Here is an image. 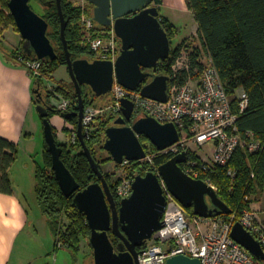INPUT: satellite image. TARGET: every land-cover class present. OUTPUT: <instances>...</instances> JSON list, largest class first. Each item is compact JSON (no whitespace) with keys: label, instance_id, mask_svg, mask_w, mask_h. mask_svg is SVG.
I'll list each match as a JSON object with an SVG mask.
<instances>
[{"label":"water","instance_id":"95a60500","mask_svg":"<svg viewBox=\"0 0 264 264\" xmlns=\"http://www.w3.org/2000/svg\"><path fill=\"white\" fill-rule=\"evenodd\" d=\"M31 0H9V10L24 40V52L36 60L57 59V52L48 37L49 23L34 11ZM94 6V20L102 27L113 28L122 44L117 61L87 58L73 60L66 38L67 20L63 14L61 0H56L61 20V40L67 60L70 77L78 95V109L63 113L66 120L78 118V137L85 155L100 182L80 190V185L63 162V148L58 145L54 128L50 121V109L45 105L40 87L34 90L40 117L43 119L44 137L52 154V169L59 186L65 195L74 196V204L80 213L86 215L91 235L89 243L93 248L95 264H140L138 248L160 230L164 223L162 217L167 208V198L161 178L175 199L183 206L194 210V215L211 218L213 215H232L233 211L225 204L211 186L202 180L188 176L181 164L187 155L182 153L173 157L158 169L159 174L150 172L135 177L133 193L129 198L117 203L110 185L99 164L86 144L83 119L85 101L82 87L91 88L96 97L109 95L115 82L132 91L141 90L145 98L159 102L168 101L169 77H152L147 70L156 71L161 61L171 60L172 44L170 37L160 21V10L150 6L152 0H86ZM51 7L52 3H46ZM134 105L122 100V114L114 124L106 129L104 150L116 165L125 160L140 161L147 155L140 137L144 136L158 150L177 143L180 139L177 127L161 124L152 117L135 119ZM121 239L117 252L111 241L109 231ZM232 238L246 248L256 259L264 264V250L261 244L241 223H235ZM168 264H201L199 259L176 256Z\"/></svg>","mask_w":264,"mask_h":264},{"label":"trees","instance_id":"16d2710c","mask_svg":"<svg viewBox=\"0 0 264 264\" xmlns=\"http://www.w3.org/2000/svg\"><path fill=\"white\" fill-rule=\"evenodd\" d=\"M34 1L44 6L46 3L53 4L51 7L45 6V11L41 16L49 23L48 37L56 49L57 59L55 61L43 60L40 73L33 76L35 89L40 87L45 105L53 109L50 106L51 92L44 86V82L46 79L52 81L58 69L67 66L61 40L60 14L56 0ZM162 2V0H152L151 4L159 6ZM8 4L9 0H0V42L3 41V31L7 28L14 27L19 32ZM61 4L67 20L66 38L69 43V50L73 54V60L89 56L88 59L94 61L95 54L87 46L80 44L83 33H85L79 22L82 8L77 7L71 0H61ZM186 4L197 20L201 46H193L184 42L177 49L172 48L171 60L161 61L156 71L147 70L152 74V77L147 81H151L153 77L159 74L169 76L172 61L183 50L190 53L194 60L202 53H206L212 58L227 94L231 98L235 99L238 90H244L249 95V106L238 119L240 132L242 134L248 131L254 132L264 144V0H186ZM160 21L172 44V38L177 31L176 28L161 15ZM98 29L99 32L110 30L109 27L105 28L100 25ZM6 55L13 64L21 66L26 61L36 60L27 55L23 47L20 50H12ZM56 85L58 92L74 101L72 112L77 111L78 95L74 83L72 81L70 83L59 81ZM82 93L86 108L95 106L96 99L101 100L108 96L98 98L88 86L82 87ZM35 98L37 100L36 95ZM57 113L60 114L54 109L51 110L50 117ZM115 119L114 116H99L95 120L89 137H86V144L104 173L115 198L118 199L115 192L116 183L101 165L106 161L114 162L110 156L102 158L101 154L106 153L103 148L106 141V129L114 124ZM70 122L77 127L78 118H73ZM140 139L147 150H157L144 136H141ZM58 145L63 148L61 158L79 183L80 190L100 182V179L94 174L80 140L74 145L59 143ZM17 155V145L0 137V192L2 193L12 194L13 192L9 172L17 159ZM170 159L171 155L157 156L154 166L134 163L130 170L131 176H145L150 172H156L157 168ZM44 161L45 167L38 169L36 173V195L39 206L47 217L56 248H66L74 255H78L81 251V242L85 240L89 243L91 235L86 215L79 212L74 204V196L67 198L63 194L52 169V154L48 150L46 142ZM116 166L120 168L119 165ZM229 168H233L237 172L235 181L228 177ZM252 174H254V178ZM211 176L217 186L219 198L233 211L237 222L240 213L244 209L250 208L253 198L264 192V146L257 153H249L245 148L239 147L229 165L217 168ZM247 197L248 200H246ZM184 208L191 216H195L193 209ZM218 216L231 217L223 214H215L212 217ZM65 218L68 219V224L63 223ZM110 237L113 244L116 245L119 239L114 235H110Z\"/></svg>","mask_w":264,"mask_h":264},{"label":"built area","instance_id":"2783aa9c","mask_svg":"<svg viewBox=\"0 0 264 264\" xmlns=\"http://www.w3.org/2000/svg\"><path fill=\"white\" fill-rule=\"evenodd\" d=\"M76 2L82 8L85 41L95 54V60L115 63L120 56L122 44L114 29L99 32L93 11L85 14V6L89 3L86 0H76L75 4ZM95 33L102 35H95L94 38ZM24 66L32 76H37L42 68V61L29 60ZM168 77V101L165 103L145 98L140 89L128 90L116 81L110 93L111 104L108 107L101 109L88 106L85 109L83 127L87 138L99 115L111 113L118 118L122 114L124 99L133 103L135 119L149 116L161 124L172 123L179 131V141L165 150L146 149L147 155L144 159L125 160L119 165V175L116 177L118 186L115 192L120 202L133 193L135 177L126 176L125 170L134 163L154 166L157 156L171 155L172 159L185 153L186 161L181 164L183 171L193 179L204 181L217 191L211 176L217 168L227 167L239 147L245 148L249 153H257L264 146L254 132L242 134L239 130L238 119L249 106V95L244 90H238L235 99L231 98L212 58L206 53H202L194 60L190 53L183 50L172 61ZM56 89L57 85L54 84L48 87V91L51 92L50 106L60 114L72 112L74 101L64 97ZM69 129L71 134L66 144L74 145L79 141L78 126L73 125ZM209 145L212 147L209 157H206L208 153L202 157L193 150V147L203 149ZM158 169L155 172L157 174ZM227 174L232 181L236 180L237 172L233 168H229ZM252 177L254 178V174ZM161 184L167 198V208L162 217L164 226L144 244L145 248L139 256L140 264H168L170 258L181 255L199 259L201 264H263L231 236L235 223H241L264 250V224L251 208L244 209L237 222L233 214L230 218L189 217L162 178ZM248 199L247 197L246 200Z\"/></svg>","mask_w":264,"mask_h":264},{"label":"rangeland","instance_id":"374dc122","mask_svg":"<svg viewBox=\"0 0 264 264\" xmlns=\"http://www.w3.org/2000/svg\"><path fill=\"white\" fill-rule=\"evenodd\" d=\"M74 4L76 0H71ZM162 4L157 6L160 10V15L167 19L171 24L176 28V33L172 38V48L177 49L184 42H188L193 46H201V41L199 37V27L197 20L195 18L194 13L188 8L186 4V0H162ZM76 2L77 7H81ZM31 5L36 13L42 15L45 11V6L32 0ZM153 6H156L153 4ZM94 13V9H91L90 6H85V14L88 15ZM83 12H81L80 24L85 32L83 27L82 20ZM101 28V27H100ZM99 30V29H98ZM3 35L5 34L4 39L6 40V48H10L13 50H20L23 47V38L19 32L15 30L14 27H9L3 31ZM101 36L97 33L94 34V38L96 36ZM86 32L83 33V37L80 41V44L87 46L89 48L88 42L85 41ZM1 43V42H0ZM2 46V44H0ZM8 46V47H7ZM10 46V47H9ZM3 48V46H2ZM90 50V48H89ZM88 59L89 56H86ZM62 69H58L59 71L56 73V77L58 79L67 78L69 79V74L66 71V66H62ZM64 73V76H63ZM47 80V79H46ZM48 81H45L47 84ZM49 84V83H48ZM47 84V85H48ZM48 90V88H47ZM111 94L107 97L99 100L96 99L95 107L96 108H106L111 104ZM37 116L39 117L40 129L41 132L38 134L37 139L33 146V152L31 156H27L22 153L21 160L18 164L17 168V182L20 186V192L23 196L25 204L29 210L30 216L33 222L32 232L34 234V238L28 241L27 244L23 245L16 252V264L24 263V264H93V252L90 250L89 244L87 241L83 240L81 242V251L78 255H74L70 250L66 248H56L55 239L51 232L49 223L47 221V217L44 215L41 207L39 206L37 195H36V173L38 169H42L45 167L44 161V149H45V137L43 133V122L40 118V115L37 111ZM99 116L112 117L111 113H104ZM115 117V116H114ZM117 119V118H116ZM115 119V120H116ZM70 129L66 130V132L59 137L57 142L59 144H63L65 141V136L70 138ZM69 145V144H65ZM193 150L198 153V155L204 156L210 153V145L205 147L204 149H200L197 147H193ZM110 155L106 152L101 154L102 158H107ZM113 163V164H110ZM103 170L112 176V180L116 183V187L118 186L117 176L119 175V170L114 162H103L101 163ZM149 165V164H146ZM134 166V165H133ZM130 168L125 170L126 176H131ZM187 212V211H186ZM189 217H192L190 213H188ZM64 224H68L69 221L67 218L63 221ZM151 243V241H149Z\"/></svg>","mask_w":264,"mask_h":264},{"label":"crops","instance_id":"0c3cea01","mask_svg":"<svg viewBox=\"0 0 264 264\" xmlns=\"http://www.w3.org/2000/svg\"><path fill=\"white\" fill-rule=\"evenodd\" d=\"M4 37L5 34L2 38L3 41L0 43L3 46L2 48L0 45V137L16 144L18 155L9 172L13 192L12 194L0 192V264H16L15 256L18 249L22 247V244L25 245L34 238L32 232L33 220L20 192V186L16 181V171L22 153L31 156L34 143L41 129L39 117L37 116L34 77L24 65L13 64L8 60L6 53L12 52L13 49H10V46V48H6L7 43H5ZM66 68L69 79H58L56 77V73L62 69L60 68L54 74L52 81L45 80L49 84L47 83V85L44 82V86L48 88L52 84L56 85L59 81L70 83L72 80L69 69L67 66ZM50 121L56 133V139L61 137L70 126L74 125L58 113L50 117ZM66 140L67 137L65 136L64 145ZM250 208L256 213L259 221L264 224V192L253 198Z\"/></svg>","mask_w":264,"mask_h":264},{"label":"flooded vegetation","instance_id":"af4514ba","mask_svg":"<svg viewBox=\"0 0 264 264\" xmlns=\"http://www.w3.org/2000/svg\"><path fill=\"white\" fill-rule=\"evenodd\" d=\"M150 6H153V4H150ZM90 7H91V9H94V6L91 5V4H90ZM116 201H117L118 204H120V201H119L118 199H116ZM109 235H111V236L114 235V234H113V230H110V231H109ZM114 236H115V235H114ZM110 238H111V237H110ZM118 239H119V238H118ZM111 241H112V240H111ZM120 243H121V239H119L118 243H117L116 245H114V246H115V249H116L117 252L119 251V245H120ZM88 244H89L90 250L93 252V248L91 247L90 243H88ZM143 247H144V246H143ZM143 247L138 248V251H139V252H142V250H143L142 248H143ZM92 254H93V264H95V262H94V252H93Z\"/></svg>","mask_w":264,"mask_h":264}]
</instances>
